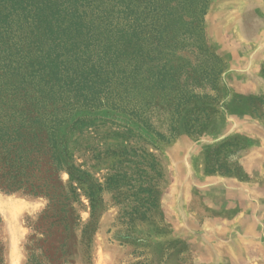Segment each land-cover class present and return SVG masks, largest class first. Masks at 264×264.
<instances>
[{
	"label": "rangeland",
	"instance_id": "obj_1",
	"mask_svg": "<svg viewBox=\"0 0 264 264\" xmlns=\"http://www.w3.org/2000/svg\"><path fill=\"white\" fill-rule=\"evenodd\" d=\"M5 5L14 84L36 54ZM126 23L119 108L60 130L64 208L0 189V264H264V0H132Z\"/></svg>",
	"mask_w": 264,
	"mask_h": 264
},
{
	"label": "trees",
	"instance_id": "obj_2",
	"mask_svg": "<svg viewBox=\"0 0 264 264\" xmlns=\"http://www.w3.org/2000/svg\"><path fill=\"white\" fill-rule=\"evenodd\" d=\"M2 1L4 25L12 16L18 30L25 27L36 57L22 61L30 80L0 81V189L43 194L51 207L64 208L55 185L64 155L60 130L76 109L119 108L107 93L132 75L126 65L139 52L126 26L132 0Z\"/></svg>",
	"mask_w": 264,
	"mask_h": 264
}]
</instances>
